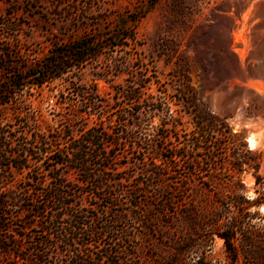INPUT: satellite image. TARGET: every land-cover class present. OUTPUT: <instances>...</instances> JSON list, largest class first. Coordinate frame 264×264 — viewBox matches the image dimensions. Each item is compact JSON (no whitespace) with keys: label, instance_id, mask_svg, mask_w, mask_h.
I'll return each mask as SVG.
<instances>
[{"label":"rangeland","instance_id":"obj_1","mask_svg":"<svg viewBox=\"0 0 264 264\" xmlns=\"http://www.w3.org/2000/svg\"><path fill=\"white\" fill-rule=\"evenodd\" d=\"M83 39L94 43L84 63L39 77L48 55ZM178 55L187 63L199 108L223 119L258 162V183L244 165V194L263 197L264 0H0V81L14 85L21 78L3 98L0 136L7 150L21 151L23 140L25 150L37 153L23 167L19 160L0 167V211L8 228L0 229L8 250L3 254L0 248V264H29L21 258L38 249L46 251L47 264H58L55 225L65 229L72 212L83 224L73 234L77 243L88 244L100 264H229L223 240L195 221L200 180L184 163L169 175L173 213H156L158 171L146 163L156 159L149 144L164 143V132L154 129L161 115L143 128L133 126L148 116L145 105L128 100V93L140 92L137 78L147 69L174 94ZM153 81L146 91L157 94ZM76 86L85 98L73 96ZM170 109L179 110L183 125L191 127L181 101L174 98ZM78 121L104 133L103 157L87 144L92 162L81 171L50 158L68 149L67 131L78 138ZM137 185L130 198L128 189ZM250 212L257 213L262 234L264 204ZM64 254L68 260L70 252ZM258 260L264 264L262 246ZM239 264L248 262L241 257Z\"/></svg>","mask_w":264,"mask_h":264},{"label":"trees","instance_id":"obj_2","mask_svg":"<svg viewBox=\"0 0 264 264\" xmlns=\"http://www.w3.org/2000/svg\"><path fill=\"white\" fill-rule=\"evenodd\" d=\"M138 20L136 19V21ZM92 46L94 43L89 39L70 43L66 45V48L58 49L48 55L44 59L41 69L36 72L40 78L45 77V75L52 78L54 75L50 74L54 70L60 71L81 65L87 60V53ZM174 65L175 75L172 76L171 80L174 83V94L168 91L166 82L161 83L157 76L147 74L149 72L147 69L141 73L135 82L140 92L133 90L128 93L129 101L138 106L145 105L148 110L146 119H136L133 122L134 127L148 126L151 117L156 114L161 115L160 121L154 129L156 132H164L161 136L164 143L161 145L158 143L149 144L151 152L154 153L155 158L160 163L156 159L146 163L158 171L155 198L158 202L156 213L164 214L166 218H168L167 212L173 213L170 211L171 209H168L175 202L174 193L170 187V182L173 179L169 175L177 172L179 164L184 163L190 175L198 177L200 180V188L197 190L199 203L198 206L195 205V221L204 222L205 227L210 229L209 234L212 237L216 236L223 240L229 264H239L241 257L246 259L248 264H258L260 247L262 246V250H264V232L259 234L257 222H255L257 213H251L250 209L264 204V196L249 199L244 194L240 177L241 173L245 171L244 165H246L254 170L256 183H258L260 179L257 174L258 162L255 157L252 158L254 155L242 142L243 138L234 133L223 119L199 108L194 91L188 83V67L185 59L178 55ZM153 78H155L153 82L158 85L157 94H150L146 91L150 88L149 85ZM20 80L21 78L18 77L14 81V85H18ZM12 82L0 81V109L7 102L3 98L7 96L8 90L14 86ZM42 82V80L39 81V85ZM70 92L76 99L85 98L86 95V91L78 86ZM174 98L182 102L183 110L191 120L190 128L183 125L179 110L171 111L170 103L173 102ZM73 113L76 117L75 111ZM78 123V138H74L71 129L67 131L68 149L54 151L50 158L54 164L69 165L71 169L81 171L90 166L92 162L88 160L87 144L99 150L98 158L103 157L104 133L98 127L86 129L85 123L81 121ZM25 146L26 143L21 140L18 143L21 151L16 153V151L7 150L10 145L5 138L0 136V167L15 164L13 160H19V164L16 163V165L23 167V162L27 161L28 155L32 157L37 154L29 149L25 150ZM226 159H228L229 166L225 165L224 160ZM206 160L213 163H207ZM141 162L145 163L143 159ZM163 168L169 170L168 174L161 172ZM223 175L226 176L223 177ZM139 190V185L130 187L128 189L129 197L135 198ZM58 191L60 192V190L56 191V196L62 197L61 192L57 193ZM2 194L3 191L0 192V197ZM62 198L64 200L66 197ZM228 198L229 201H227ZM159 202L161 203L160 206ZM2 207H4L3 203L0 204V209ZM6 222V214L0 211V229H8ZM80 225L83 224L78 219L77 213L74 212L69 214V222L65 224V229L55 225L58 228L57 244L60 246L54 245L55 255L59 258L58 264H100L99 262L102 261L101 256L98 258L99 255L93 253L88 244L77 243L73 234L80 230ZM89 228L90 233L94 234L96 231L94 222L90 224ZM262 230H264V224ZM46 245L49 247L52 243L48 241ZM0 248L2 249L1 253L8 254L5 244L0 243ZM68 251L70 252L68 260L63 259L62 255ZM45 257L46 251L38 249L34 250L32 257H22L21 260L29 264H47Z\"/></svg>","mask_w":264,"mask_h":264},{"label":"bare ground","instance_id":"obj_3","mask_svg":"<svg viewBox=\"0 0 264 264\" xmlns=\"http://www.w3.org/2000/svg\"><path fill=\"white\" fill-rule=\"evenodd\" d=\"M249 141H250V143H251V145L253 144V141H252V139H249Z\"/></svg>","mask_w":264,"mask_h":264}]
</instances>
